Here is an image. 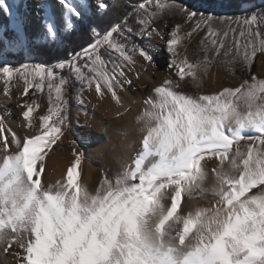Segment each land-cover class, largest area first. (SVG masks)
I'll list each match as a JSON object with an SVG mask.
<instances>
[{"label": "snow or ice", "instance_id": "6c2138e0", "mask_svg": "<svg viewBox=\"0 0 264 264\" xmlns=\"http://www.w3.org/2000/svg\"><path fill=\"white\" fill-rule=\"evenodd\" d=\"M0 13V85L25 129L17 135L0 111V254L14 264H264V79L252 71L264 6L240 0L238 14L218 15L182 0H0ZM157 39L175 79L149 86L141 70L156 65ZM48 48L62 53L56 62L42 59ZM218 61L240 83L204 91ZM85 93L117 119L137 110L139 146L90 187L72 140L74 161L52 182L47 159L87 115ZM209 195L211 207L197 206Z\"/></svg>", "mask_w": 264, "mask_h": 264}, {"label": "rangeland", "instance_id": "374dc122", "mask_svg": "<svg viewBox=\"0 0 264 264\" xmlns=\"http://www.w3.org/2000/svg\"><path fill=\"white\" fill-rule=\"evenodd\" d=\"M182 2L187 5L189 0H182ZM252 4H254L256 6H264V0H252ZM195 6H196V8L194 10H197L200 12H203L202 8L205 7L207 9L205 11V13L211 12V13L218 14V15H231V14H238L239 8H240V0H196ZM245 6L249 7L250 5H245ZM170 22H174V21H170ZM165 31H167V29H165ZM32 35H29V37H31ZM6 36L9 39L14 38V34L10 35L7 33ZM165 39H167V37H165ZM49 40H50V38L46 37L43 42H48ZM158 41H160V39L153 41L152 46H158ZM164 44H165V42H164ZM164 49H165V45H164ZM195 50H196L195 44L193 43V45H190V47H189V58L190 59L195 58L194 57ZM164 52H165L164 56H156V65L154 67H149L147 72H143V70H141L142 74H143L144 81L149 86H151L153 84L160 83L161 81L164 80V78L166 76H172V73L170 72V70L167 67L168 54L166 53L165 50H164ZM57 58L50 61L47 59V57L42 55V59L45 61H48V62H56ZM13 63H15V61H13ZM252 71L256 72L258 78L264 79V57H261L258 54L257 61L254 62L253 66H252ZM242 76L246 79L250 78V74L248 71H244L242 73ZM172 78L175 79L174 76H172ZM209 82L210 83L208 85V88L210 89V88H217V87H223V86H233L234 87L240 83V80L229 75L227 73V71L220 65V63L218 61L216 66L212 69V76H211V80ZM185 91H188V89H185ZM21 92H22V87L21 88H15V89H13L12 94L15 97V96H19V94ZM145 92H146V89H144L142 87L141 92L137 96V98H140V96H142ZM30 95H31V93H30ZM85 96L92 101V103L88 105L87 115H84L83 113L80 114L79 126H77L75 124V122L73 125V131L75 134L73 135L70 133L63 139V142H59L58 145L56 146V148H58V150H56V148H54V154L50 153L49 158L47 159V162H46V168H47L49 160H50V162L53 161V163H56V164L58 162V165H59V162H60V164L63 163L62 167L63 166L68 167L69 165L71 166L72 162L74 161V156L72 155V148H70L65 153L64 157H62L61 154H62V151L65 152L64 149H65L66 143H70L72 140H76L77 142L79 141V146L77 148V151L78 152L83 151L85 153V158L82 160V164H81V173H82L81 178H83L85 176L87 170L93 169V166H94V168L98 167L97 163L100 162L101 154L103 151H105V149H107L106 151L109 153L114 166L113 167H109V166L107 167L104 165V167L103 166L101 167L102 170L111 169L114 171L117 167V158H119L120 162L127 163L129 156H125V158H124L121 156V154H119L120 152L118 153L117 151H119L121 147H125V145L128 146V142H127L128 138H132L135 136L134 138H132V140H133V142L136 143V146H139V141L141 139V137L138 133L136 135L132 132L131 129H129V127L131 128V126H129V127L126 126L125 127L126 130L122 128V127H124L123 125H125L126 122H127V124L129 123L130 125H132L131 124L132 122L135 123L134 117L137 114V110L134 109L133 112L131 113V115H126L123 118L117 119L115 116H112V114H114L117 111V110L115 111V108H114V109L110 110V112H109L110 114H106L103 117V119H101L99 121V124H98L99 127H94V124H91V125L89 124L88 119L90 117V119L95 120V118H94L96 115L95 113L101 107V104L96 100L94 93L92 95L85 93ZM125 99H129V97L126 95ZM4 108H7L9 110L8 112L5 113L8 121H9V127L12 129V131L16 132L17 135H22L23 132L25 131V129H23L22 127H20L19 129H18V127L16 128V124L18 126L19 124L23 123L21 116H20L21 110L16 108L15 99L8 100L7 97L3 96L2 85H0V111H3ZM75 115H76V113H75V111H73V116L75 117ZM112 120H113V123L115 124V126H114L115 128L112 129L113 131L110 134V139H112V142H111L108 136L101 137L100 135H98V133H99L100 128L102 126L110 127V123ZM21 128H22V130H21ZM77 130L86 131L85 133L81 132V135L83 134L85 138H83L80 135V132L78 134ZM3 135L8 136L10 139V133L5 132ZM0 139H2V136H0ZM105 144H106V146H105ZM57 156H61V158L55 159L54 157H57ZM214 202H215L214 198L209 195V196L204 197V198L198 197L196 204L197 205L199 204L202 207H211L214 204Z\"/></svg>", "mask_w": 264, "mask_h": 264}, {"label": "bare ground", "instance_id": "6f19581e", "mask_svg": "<svg viewBox=\"0 0 264 264\" xmlns=\"http://www.w3.org/2000/svg\"><path fill=\"white\" fill-rule=\"evenodd\" d=\"M196 0H189V2H188V4H187V6H189L190 8H192L193 10L196 8ZM207 9L205 8V7H203L202 8V11L203 12H205ZM9 23V21H8V17H6L3 13H0V26H4V25H7ZM175 23V21L174 22H170L169 23V27H171L173 24ZM7 33L8 34H14L11 30H9V31H7L6 33H5V35H7ZM33 33L31 32V31H29V35H32ZM164 40H160V41H158V46H152L153 47V51L155 52V54H156V56H164L165 55V52H164ZM150 82V81H149ZM209 83L210 82H208L207 84H206V86H205V89H204V91H208L209 90V88H208V85H209ZM101 104V103H100ZM99 104V105H100ZM98 105V106H99ZM115 108V106L114 105H112L111 103H104V104H101V107L96 111V115H95V120L94 119H90V117H89V119H88V121H89V124L91 125V124H94V127H99L98 126V124H99V121L101 120V119H103V117L106 115V114H110L109 112H110V110H112V109H114ZM117 109L115 108V111H116ZM116 113V112H115ZM115 113L114 114H112V116H115L116 117V115H115ZM22 124V123H21ZM125 124V123H124ZM132 125H130L129 123L127 124V122H126V124L125 125H123L124 127H122L123 129H125V127L126 126H131V128L129 127V129H131L132 130V132L134 133V134H136L137 135V132L135 131V129L137 128V125H136V123H134V122H132L131 123ZM115 126V124L113 123V120L111 121V123H110V127H107V126H102L101 128H100V131H99V133H98V135H100L101 137H104V136H108L109 137V139H110V134H111V132L113 131L112 129L113 128H115L114 127ZM18 127V129L20 128L19 126H17V124H16V128ZM127 127V128H128ZM110 128V129H109ZM21 130H22V128H21ZM126 130V129H125ZM78 131V134H79V132H80V135H81V132L82 133H85L86 131H83V130H77ZM123 131V130H122ZM83 138H85L84 137V135L82 134L81 135ZM134 136V135H133ZM135 137V136H134ZM134 137H132V138H134ZM126 138V137H125ZM132 138H128L127 139V142H128V146L127 145H125V147H121L120 148V150L119 151H117L119 154H121V156L122 157H124L125 158V156H129V157H131L132 155H133V153H134V151H135V149L133 148V147H129V145H131V144H133V140H132ZM126 140V139H125ZM110 141L112 142V139H110ZM126 142V141H125ZM122 143V142H121ZM120 143V144H121ZM124 143V142H123ZM136 144V143H135ZM77 145L79 146V141L77 142ZM105 146H106V144H105ZM116 147V146H115ZM70 148H72V145L70 144V143H66L65 144V152H63L62 151V157H64L65 156V153L70 149ZM78 148V147H77ZM106 148V147H105ZM109 149V148H108ZM107 149H105V151H101L102 152V154H101V160H100V162H98L97 164H98V167H95L94 168V166H93V169H89V170H87V172H86V174H85V176L83 177V178H81L82 179V182H84V183H86V184H88L90 187H92V186H95L96 184H97V182H98V180H99V178H100V173H102V169H101V167L103 166L104 167V165L105 166H109V167H113L114 165H113V163H112V159H111V157H110V155H109V153L106 151ZM118 150V149H117ZM133 152V153H132ZM112 156V155H111ZM55 159L56 158H61V156H57V157H54ZM63 159V158H62ZM53 160V159H52ZM56 161V160H55ZM100 163V164H99ZM62 165H63V163L62 164H60V162H59V165H58V162H57V164L56 163H53V161H51L50 162V160L48 161V165H47V172H48V175H49V180L50 181H52V182H54V181H56V180H60V179H62V178H64V176L66 175V170H67V168L68 167H70V165L68 166V167H62ZM92 167V166H91ZM197 206H199V207H202L201 205H197ZM0 264H14V258L12 257V256H4L3 254H0Z\"/></svg>", "mask_w": 264, "mask_h": 264}, {"label": "trees", "instance_id": "16d2710c", "mask_svg": "<svg viewBox=\"0 0 264 264\" xmlns=\"http://www.w3.org/2000/svg\"><path fill=\"white\" fill-rule=\"evenodd\" d=\"M82 43V41L77 38V44ZM55 50V51H54ZM58 53V54H57ZM45 57H47L48 60L52 61L55 58H57L58 56L62 55V53H60L59 51H57L55 48H48L45 49L44 54ZM56 55V56H55ZM49 57V58H48Z\"/></svg>", "mask_w": 264, "mask_h": 264}]
</instances>
